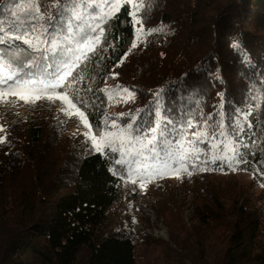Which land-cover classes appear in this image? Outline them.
Listing matches in <instances>:
<instances>
[{
    "label": "trees",
    "instance_id": "16d2710c",
    "mask_svg": "<svg viewBox=\"0 0 264 264\" xmlns=\"http://www.w3.org/2000/svg\"><path fill=\"white\" fill-rule=\"evenodd\" d=\"M150 2L147 26L163 32L115 67L135 33L132 9L123 7L105 25L108 39L78 69L84 80L74 87L89 102V121L143 109L141 124L151 127L153 94L163 88L164 114L177 125L188 120L197 125L188 132L191 139L209 114L210 124L219 121L223 103L225 130L233 133L237 120L243 125L235 139L247 145L238 147L253 163L235 172L220 161L209 163L210 170L196 171L192 179L246 172L262 185L264 0ZM116 85L133 91L134 100L109 104L98 89ZM249 111L246 122L243 114ZM50 133L28 116L9 124L7 143L0 144V264H264V222L244 190L197 193L188 223L181 214L172 215L169 241L145 237L139 243L138 237L115 231L110 216L128 185L134 186L125 170L91 145L84 150L60 128Z\"/></svg>",
    "mask_w": 264,
    "mask_h": 264
},
{
    "label": "snow or ice",
    "instance_id": "6c2138e0",
    "mask_svg": "<svg viewBox=\"0 0 264 264\" xmlns=\"http://www.w3.org/2000/svg\"><path fill=\"white\" fill-rule=\"evenodd\" d=\"M9 3L11 0H0L3 5L0 12L6 13L0 18V104L14 107L13 97L29 106L39 101L63 102L67 108L60 111L67 118L79 117L86 129L82 135L86 143L90 142L91 150L120 165L127 179L134 184L139 182L142 187L153 179H182L184 174L191 176L196 171L210 170L205 166L217 161L221 166L227 164L233 172L247 170L242 165L251 167L253 161L240 151L241 142L235 139L243 131V125L237 120L233 127L235 135L226 132L223 103L219 121L210 124L209 114L203 126L191 132V139L188 132L197 125L192 120L177 125L164 114L163 88L153 94L155 119L151 127L144 128L141 124L143 109L127 116L120 114L115 119L104 115L100 122L89 121V102L74 87L84 80L78 69L108 39L105 25L117 19L123 7L132 9L128 15L135 33L130 48L115 67L122 65L148 37L163 32L161 27L147 26L150 0H16L11 6ZM98 91L105 94L109 104L128 103L135 98L133 91L120 85ZM250 115L251 111L244 113L243 119L247 122ZM248 127L252 124L248 123ZM0 133H6L2 125ZM5 143L7 136H0V144ZM199 143L208 147L201 150L196 146ZM260 175H264V168L260 169Z\"/></svg>",
    "mask_w": 264,
    "mask_h": 264
},
{
    "label": "rangeland",
    "instance_id": "374dc122",
    "mask_svg": "<svg viewBox=\"0 0 264 264\" xmlns=\"http://www.w3.org/2000/svg\"><path fill=\"white\" fill-rule=\"evenodd\" d=\"M179 60V58H177ZM14 107L0 104V125L7 132L9 124L19 123L28 117H36L51 135L53 128H60L67 132L71 139L77 141L78 146L83 144L88 151L89 143L85 142L82 135L86 129L77 115L71 118L64 116L60 109L67 108L61 101L50 103L39 101L34 106L25 105L12 98ZM73 112L75 110H72ZM5 133H0L4 136ZM88 146V147H87ZM91 147V146H90ZM185 174L182 179L168 178L166 182L145 183L143 187L128 185L120 203L110 212L115 231L123 232L132 237H138L139 243L145 237L167 242L169 241L168 222L174 213L181 214L188 223L193 214V201L195 195L207 197L213 189L223 190L233 188L244 190L248 194V202L259 208L264 222V187L258 183L250 173L242 172L232 177L210 176L206 178L192 179ZM264 226V225H263ZM143 250L140 248V251ZM139 264H143L139 262Z\"/></svg>",
    "mask_w": 264,
    "mask_h": 264
},
{
    "label": "clouds",
    "instance_id": "9594fccd",
    "mask_svg": "<svg viewBox=\"0 0 264 264\" xmlns=\"http://www.w3.org/2000/svg\"><path fill=\"white\" fill-rule=\"evenodd\" d=\"M184 176V175H183ZM192 176V175H191ZM167 180H168V178H167ZM161 181V180H160ZM158 181H155V182H152V183H157Z\"/></svg>",
    "mask_w": 264,
    "mask_h": 264
}]
</instances>
